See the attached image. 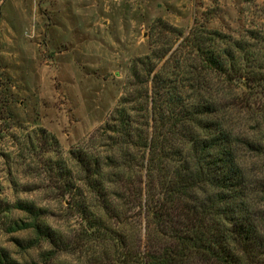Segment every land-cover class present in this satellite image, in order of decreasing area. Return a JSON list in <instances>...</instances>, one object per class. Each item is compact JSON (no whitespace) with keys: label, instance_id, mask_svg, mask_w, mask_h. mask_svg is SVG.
Returning <instances> with one entry per match:
<instances>
[{"label":"trees","instance_id":"trees-1","mask_svg":"<svg viewBox=\"0 0 264 264\" xmlns=\"http://www.w3.org/2000/svg\"><path fill=\"white\" fill-rule=\"evenodd\" d=\"M250 36L264 42L261 32ZM170 51L155 47L134 62L139 87L103 128L113 152L73 151L79 177L58 164L61 187L86 222L79 238L41 223L42 208L16 204L31 220L12 230L35 233L17 244L55 249L43 264L75 251H91L92 264H264L263 53L203 25ZM0 264L23 263L0 250Z\"/></svg>","mask_w":264,"mask_h":264},{"label":"rangeland","instance_id":"rangeland-1","mask_svg":"<svg viewBox=\"0 0 264 264\" xmlns=\"http://www.w3.org/2000/svg\"><path fill=\"white\" fill-rule=\"evenodd\" d=\"M196 25L240 39L264 59V42L250 36L264 37V0H0V250L23 264H43L55 250L17 244L35 237L31 228L12 230L31 220L20 202L42 208L40 222L56 234L80 237L86 222L61 187L58 164L79 177L73 151L113 152L103 128L139 87L134 62L155 47L170 55ZM133 219L145 240L143 219ZM50 257L48 264H92L91 251Z\"/></svg>","mask_w":264,"mask_h":264}]
</instances>
